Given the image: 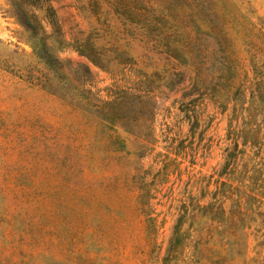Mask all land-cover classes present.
<instances>
[{
  "label": "rangeland",
  "instance_id": "obj_1",
  "mask_svg": "<svg viewBox=\"0 0 264 264\" xmlns=\"http://www.w3.org/2000/svg\"><path fill=\"white\" fill-rule=\"evenodd\" d=\"M209 1L193 16L202 69L229 62L228 80L170 58L176 38L122 23L113 0H0V264H264V97L248 101L264 91V0ZM30 14L89 38L106 67L33 34ZM139 91L131 133L101 118ZM246 107L257 140L228 160Z\"/></svg>",
  "mask_w": 264,
  "mask_h": 264
},
{
  "label": "trees",
  "instance_id": "obj_2",
  "mask_svg": "<svg viewBox=\"0 0 264 264\" xmlns=\"http://www.w3.org/2000/svg\"><path fill=\"white\" fill-rule=\"evenodd\" d=\"M211 5L212 4L209 0H113V11L122 23L138 26V28L144 31V33L151 35L154 38H157L158 35L162 36V38H160L162 40H168L170 37H172L173 40L176 38V45H171L165 42L162 43L163 52L180 64L189 62L194 66L198 73V71L202 69V65L205 63L204 61H206L205 53L209 44H204L203 39H201L199 35L194 34V32L199 31L194 22L193 16L200 13L210 14ZM168 17L173 21L172 24L168 23V20L166 19ZM48 18H50V24L52 25V34H47L42 27L35 29L36 19L34 15H24V20L26 24L30 26L33 34H39L46 40L51 37L54 39L56 38V40L58 39V43H63L65 46L75 48L79 55L84 56L94 66L100 68L106 67V63L103 62L101 57V52L97 50L89 38L84 39L82 42L75 40L72 44L68 43L62 39L63 36L56 27L55 21L49 16ZM212 26L213 27L209 29L210 39L223 43L225 39L223 38L219 27L216 24H213ZM48 47L53 48L52 45H49ZM121 55L122 54L118 56L122 57ZM41 56L46 59L45 62L48 65L53 64L49 56ZM213 60L214 59L211 58L208 61V67L202 70H206L207 75L209 73L218 74L217 77L220 80L226 79L229 70V62H219V67L213 69ZM53 62L55 64H62L56 58L53 59ZM85 72L87 73L88 78V76H90V71L87 67H85ZM261 84H263L261 79H258L253 83V87H251L248 94V101L253 102L254 99H261L264 97V91L261 88ZM117 96L102 103V107L105 108L106 111L101 113V118L109 124L118 125L124 131L131 133V129L128 127L127 122L142 117L144 110L143 106L146 105L148 93H141V91H139V93H130L131 101L123 100L127 97L126 92L119 97ZM132 99L135 101H132ZM121 103L123 104L121 105ZM247 109L249 111V108L246 107V110ZM250 117L251 111L248 112L247 120H244L243 128H241L234 138H232L233 146L226 156L228 160L236 154L235 150L238 147V139H240L242 145H246L248 142L253 144L257 140V134H251L252 127L250 126ZM230 126L231 125L229 124V127ZM228 131L231 132V127ZM179 220L180 218L174 226L173 236L170 240L165 260L174 257V252L176 251L180 235Z\"/></svg>",
  "mask_w": 264,
  "mask_h": 264
}]
</instances>
